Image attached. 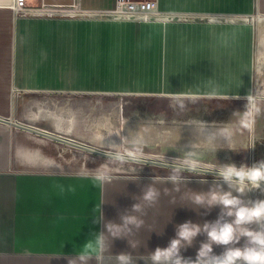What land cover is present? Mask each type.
I'll list each match as a JSON object with an SVG mask.
<instances>
[{"label": "crops", "instance_id": "1", "mask_svg": "<svg viewBox=\"0 0 264 264\" xmlns=\"http://www.w3.org/2000/svg\"><path fill=\"white\" fill-rule=\"evenodd\" d=\"M125 1L134 10L115 17L118 0H77L81 10L110 13L78 21L21 15L13 0H0V264H68L64 257L96 231L114 253L131 252L143 264L140 254L166 247L179 225H203L220 213L195 203L197 195L207 199L219 191L211 178L173 182L170 175H146L124 164L114 171L142 175L56 170L45 137L5 122L75 140L69 137L75 96L82 102L91 95L264 100V0ZM111 106L110 118L122 116L120 128L104 131L84 121L81 127L93 143L118 150L127 146L128 117L118 103ZM154 122L147 128L165 137ZM149 190L157 193L153 200L145 199ZM248 195L264 198L259 191ZM123 215L140 226L123 225ZM203 239L183 254L194 259Z\"/></svg>", "mask_w": 264, "mask_h": 264}, {"label": "rangeland", "instance_id": "2", "mask_svg": "<svg viewBox=\"0 0 264 264\" xmlns=\"http://www.w3.org/2000/svg\"><path fill=\"white\" fill-rule=\"evenodd\" d=\"M52 8L59 10V12L68 11L69 14L70 10L73 9V7L58 6ZM77 15L64 14L63 17L59 18L88 21L87 17H83V20L76 17ZM81 15L83 14L81 13ZM90 15H88L89 19L96 16L95 14ZM132 19L134 20L136 17H132ZM85 99L82 102L80 96L74 98V133L69 136L80 143L120 154L127 152L159 154L192 160L205 165H218L225 162L251 165L255 161L264 160V100H259L253 96L245 99L222 100L203 97L91 95ZM111 103H118V106L124 110V115L128 117L126 120L131 136L133 133L135 136L140 135L141 128L143 129L144 125L147 128L148 122L155 120H164L159 125L155 122L153 124L154 128L165 130V137H167L168 132L170 133L175 127H178V123L181 125L190 123L189 128L186 129L185 127V130L180 133L189 139L196 137L199 131L202 132L201 138H204V131H210L215 135V138L208 143L207 149L213 155L196 158L181 154L174 150V147H170L168 151H164L160 147L152 149L142 141V138L137 137L131 140V145H121L118 150L100 147L90 140L88 129L81 127V121L87 122L89 128L99 127L104 131L113 124L120 128L123 125L122 116L121 118L119 116L109 117V113L113 109ZM81 109L88 111V115L77 116L76 111ZM41 140L44 142V151L53 157H57V163L52 165V168L56 170L98 173L106 176L142 175L121 174L114 171L118 165L124 164L131 165L133 169L144 168L148 170L146 175L167 174L171 176L175 174V169L172 168L105 158L51 139L41 138ZM223 143L225 146L220 147V144ZM179 176L213 179L212 175L182 170L179 172Z\"/></svg>", "mask_w": 264, "mask_h": 264}, {"label": "clouds", "instance_id": "3", "mask_svg": "<svg viewBox=\"0 0 264 264\" xmlns=\"http://www.w3.org/2000/svg\"><path fill=\"white\" fill-rule=\"evenodd\" d=\"M115 159L123 161L125 156L117 154ZM182 167L193 172L203 169L207 175L213 176L219 191H210V198L207 199L197 195L195 203L219 207L220 213L214 221H205L203 225L184 222L166 247L140 254L139 261H143V264H264V198L253 199L248 195L259 191L264 196V160L251 165H237L235 162L205 165L186 159ZM180 171L181 168H175V174L169 179L178 181ZM156 195L149 190L145 199L153 200ZM133 207L140 210L139 205ZM121 220L123 225L140 226L134 216L123 215ZM128 232H131V228ZM113 235L119 238L115 232ZM200 236L204 239L199 242L195 258L185 256L183 253L193 247ZM112 247L104 239L103 233L96 231L78 252L64 258L68 264H138L133 253L116 254ZM132 247L137 245L133 244ZM216 248L221 250L217 252Z\"/></svg>", "mask_w": 264, "mask_h": 264}, {"label": "bare ground", "instance_id": "4", "mask_svg": "<svg viewBox=\"0 0 264 264\" xmlns=\"http://www.w3.org/2000/svg\"><path fill=\"white\" fill-rule=\"evenodd\" d=\"M81 13L82 14H97L95 12L89 13V12L81 11L79 6L70 10L71 15H77V14L79 15ZM232 85H233V83H232ZM231 87H234V85ZM181 126H182L181 130H185V127H186V129L189 128L190 123H186V124H183ZM143 127H144L143 129L141 128L140 135L136 134L137 136H135L133 133V136H131L130 132L127 133L126 136H128V137L125 138V144H127V146L131 145L132 144L131 140L135 139V137H137V138H142V141L147 143L146 145H148L150 148L151 147L155 148L157 146H160V148L162 150L168 151L170 147H174V150H176L177 152H179L181 154H186L190 157H196V158H200V157H204V156L205 157L206 156L211 157L213 155L211 152H208L210 150L207 149V147L209 145L208 143H210L212 141L211 139L215 138V135L213 133H211L210 131H206V132L204 131V138H201L202 132H200V131L197 133L196 137H192L189 139L184 137L183 134L179 133V132H177L176 134L168 135L165 138V137L161 136V134H157V136L156 135L154 136L155 133L153 134V131H152L153 129L151 127L146 128V125H144ZM127 130L129 131V126L127 127ZM134 130L136 131V129H134ZM216 135H218V134H216ZM219 137H221V136H219ZM155 140H157L158 142L155 143ZM220 145H221L220 147L225 146L224 143L220 144ZM124 155L130 156L132 158H137L139 160H151V161H156V162L173 164L176 166H182V163L185 160V159H180V158H176V157L164 156V155H159V154H146V153H140V152L139 153L127 152V153H124ZM118 169L123 170V171H127V169H124L122 167H119ZM200 170H203V169H200Z\"/></svg>", "mask_w": 264, "mask_h": 264}, {"label": "water", "instance_id": "5", "mask_svg": "<svg viewBox=\"0 0 264 264\" xmlns=\"http://www.w3.org/2000/svg\"><path fill=\"white\" fill-rule=\"evenodd\" d=\"M46 3L50 4V5L69 6V5H72L74 2H73V0H47ZM5 122L9 123L11 125H14L16 127H19L21 129H24L26 131H29L31 133L37 134L39 136H43L45 138H48V139H51V140H54V141H57V142H61V143H64V144H67V145H70V146H73V147H76V148H79V149H82V150L97 154V155L105 157V158L115 159V156L117 154H119L117 152H112V151H109V150L107 151V150H102V149H99V148H95V147L86 145L84 143H80V142H77L75 140H71L69 138L63 137V136H61L59 134L48 133V132H44V131L38 130L36 128H32L30 126L13 123V122H10L7 119H5ZM120 155L125 156V159L123 161L135 162V163H140V164H144V165L159 166V167H164V168H172V169H175V168L179 167V168H181L182 171H189V170H186L185 168H183L182 166H176V165H173V164L156 162V161H151V160H139L137 158H132V157L126 156L124 154H120ZM115 160H117V159H115ZM191 172H193V171H191ZM195 172L206 174V172L204 170H200V169H198Z\"/></svg>", "mask_w": 264, "mask_h": 264}, {"label": "built area", "instance_id": "6", "mask_svg": "<svg viewBox=\"0 0 264 264\" xmlns=\"http://www.w3.org/2000/svg\"><path fill=\"white\" fill-rule=\"evenodd\" d=\"M47 0H13V8L15 11H17L19 14L21 15H51V16H57V17H63L64 14L66 15H71L69 14L68 11H61L59 12L57 9H53L52 7H77L79 6L77 4V0H73V4L69 5V6H59V5H50L46 3ZM33 4H37L39 5L38 7H33L31 5ZM80 8V7H79ZM56 10V11H55ZM81 10V8H80ZM130 10H134V7L131 4H128L125 0H118L117 2V10H116V14L114 15L119 16L120 12H127ZM84 11V10H81ZM85 12H95V11H85ZM97 14L93 15L95 16L92 19H96V18H101L102 16H110V13H101V12H95ZM114 14V13H113ZM112 14V16H113ZM90 14H79L76 17H87Z\"/></svg>", "mask_w": 264, "mask_h": 264}]
</instances>
